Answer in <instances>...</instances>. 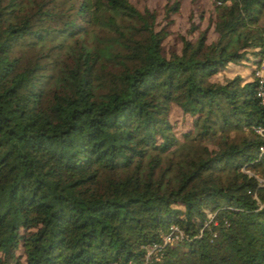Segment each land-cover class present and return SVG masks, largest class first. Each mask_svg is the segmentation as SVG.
I'll list each match as a JSON object with an SVG mask.
<instances>
[{
    "label": "trees",
    "instance_id": "obj_1",
    "mask_svg": "<svg viewBox=\"0 0 264 264\" xmlns=\"http://www.w3.org/2000/svg\"><path fill=\"white\" fill-rule=\"evenodd\" d=\"M212 1L166 55L181 0H0V264H264V0Z\"/></svg>",
    "mask_w": 264,
    "mask_h": 264
},
{
    "label": "rangeland",
    "instance_id": "obj_2",
    "mask_svg": "<svg viewBox=\"0 0 264 264\" xmlns=\"http://www.w3.org/2000/svg\"><path fill=\"white\" fill-rule=\"evenodd\" d=\"M131 3L140 11L149 9L156 13L157 30L166 26V20L164 19V5L166 3L173 4L176 0H130ZM193 0H181V8L178 13L171 14L172 23L167 26L169 34L163 40V48L166 55L169 54L173 48L179 49V35H186L190 39L195 38L194 34H187V30L190 24L189 14L193 11L195 5L192 4ZM199 10L203 11L204 20L201 22V29L207 28L208 40L213 37L212 29L209 27V19L213 15V1L212 0H198ZM195 22L198 20L194 17ZM237 71L242 72L243 76L249 73L246 68H236ZM232 73H228V76ZM170 119L175 123V132L181 134L190 127L189 117L181 114L178 107L173 104L170 111ZM209 148H212L211 143H207Z\"/></svg>",
    "mask_w": 264,
    "mask_h": 264
},
{
    "label": "built area",
    "instance_id": "obj_3",
    "mask_svg": "<svg viewBox=\"0 0 264 264\" xmlns=\"http://www.w3.org/2000/svg\"><path fill=\"white\" fill-rule=\"evenodd\" d=\"M253 78L257 82L256 96L259 98L261 104L264 106V56L261 58L259 63L253 69ZM256 132L261 134L264 138V129L258 127ZM261 151H264V147L261 148ZM182 238V232L178 229L177 226L172 225L170 227V232L167 234L161 235L160 243H152L145 247L146 258L149 259L152 255H155L161 245L171 244L174 241H177ZM120 264V263H112ZM133 264V263H129Z\"/></svg>",
    "mask_w": 264,
    "mask_h": 264
},
{
    "label": "crops",
    "instance_id": "obj_4",
    "mask_svg": "<svg viewBox=\"0 0 264 264\" xmlns=\"http://www.w3.org/2000/svg\"><path fill=\"white\" fill-rule=\"evenodd\" d=\"M247 70H249V69H247ZM237 72H239V73L243 76L242 72H240V71H237ZM230 73H232V74L229 75V76H228V73H227V76H228V77L232 76L234 72H230ZM249 74H250V70H249V73H248L246 76L248 77ZM246 76H245V77H246Z\"/></svg>",
    "mask_w": 264,
    "mask_h": 264
}]
</instances>
